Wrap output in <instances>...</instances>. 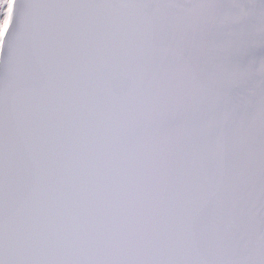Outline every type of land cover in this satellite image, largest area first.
I'll use <instances>...</instances> for the list:
<instances>
[{"label": "snow or ice", "instance_id": "1", "mask_svg": "<svg viewBox=\"0 0 264 264\" xmlns=\"http://www.w3.org/2000/svg\"><path fill=\"white\" fill-rule=\"evenodd\" d=\"M0 264H264V0H0Z\"/></svg>", "mask_w": 264, "mask_h": 264}]
</instances>
